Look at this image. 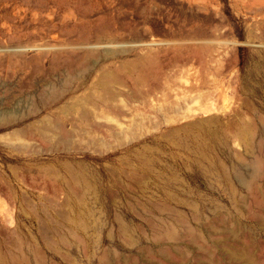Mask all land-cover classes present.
<instances>
[{
  "label": "rangeland",
  "instance_id": "1",
  "mask_svg": "<svg viewBox=\"0 0 264 264\" xmlns=\"http://www.w3.org/2000/svg\"><path fill=\"white\" fill-rule=\"evenodd\" d=\"M53 89L66 94L51 114ZM80 100L97 116L80 118ZM11 114L1 254L23 243L48 264H248L229 253L242 249L264 264V0H0Z\"/></svg>",
  "mask_w": 264,
  "mask_h": 264
},
{
  "label": "bare ground",
  "instance_id": "2",
  "mask_svg": "<svg viewBox=\"0 0 264 264\" xmlns=\"http://www.w3.org/2000/svg\"><path fill=\"white\" fill-rule=\"evenodd\" d=\"M251 1V0H250ZM253 1V0H252ZM247 4V3H246ZM255 4V3H254ZM258 4H260L261 5V3H258ZM200 5H202V4H200ZM205 17V16H204ZM203 17V19H205ZM195 19V18H194ZM198 19H200V18H198ZM198 19H196V20H198ZM209 23V22H208ZM192 25V24H191ZM185 33V32H184ZM217 34V33H216ZM215 34V35H216ZM178 36H180V35H178ZM218 36V35H217ZM176 38V37H175ZM203 38H204V36L201 34V35H196V36H192V37H190V38H188L190 41H194V43L196 42V44H199V43H201L202 41H203ZM186 39H184V38H181V39H177V41H185ZM173 42V41H172ZM208 42V41H207ZM206 42V43H207ZM181 43V42H180ZM216 43V42H215ZM220 43V42H219ZM204 44V43H203ZM91 47V48H90ZM90 47H88V48H90L91 50H94L96 47H93V46H90ZM93 47V48H92ZM84 48V47H83ZM6 52H8V51H6ZM13 52V51H12ZM84 72H80V74H83ZM68 77V76H67ZM72 77V75H69V81L71 82V80L73 81L74 80V78H71ZM104 77H110V76H107V75H105ZM111 78V77H110ZM109 78V79H110ZM101 79H104L102 82L103 83H105V84H107L108 83V81H106V79L105 78H102L101 77ZM108 79V78H107ZM75 80H77V81H86L87 79H80V78H77V79H75ZM83 81H82V83H83ZM66 83H69V82H66ZM72 83V82H71ZM79 85H80V83L78 82V86L76 87V91H74V90H71L70 91V93H77V91H78V87H79ZM96 86V85H95ZM97 87V86H96ZM75 89V88H74ZM111 89H112V87H111ZM109 90V89H108ZM111 92V91H110ZM66 94V92L65 93H59L56 89H53V90H51L50 92L48 91V93H43L42 95H41V102H42V105H43V109L45 110V111H48V112H51L53 109H54V107L56 106V104L58 103V101H60L63 97H64V95ZM106 100V99H105ZM100 101H102V100H100ZM78 102V101H77ZM90 103H85V102H82L81 100L78 102V103H83V108H84V111H83V113L81 114L80 113V111H79V113L81 114V117L80 118H85L86 120H87V118H90V117H92V116H94V115H96L97 116V114L98 113H96V112H98V111H96L97 110V104L98 103H96V101L95 102H91V101H89ZM76 103V102H75ZM102 103H104V102H102ZM87 104H92L93 106H92V108H89L88 106H87ZM75 105H78L77 103L75 104ZM74 104H73V106L71 105V106H69V108H67V109H64L63 108V113L64 114H67L68 112H71L70 111V109H72V111L73 110H75V111H78L77 109H74V107L76 108L77 106H75ZM100 105V104H99ZM112 105V104H111ZM100 107V106H99ZM98 107V108H99ZM106 107V106H105ZM79 109V108H78ZM114 109V108H113ZM119 109H121V108H119ZM81 110V109H80ZM83 110V109H82ZM81 110V111H82ZM100 110H101V108H100ZM118 110V109H117ZM122 110V109H121ZM125 111V110H124ZM60 111H58V112H54V114H57L58 115V113H59ZM38 113V111L35 109V110H31L30 112H29V115H34V114H37ZM75 113V112H74ZM76 113H78V112H76ZM78 113V114H79ZM51 114H52V112H51ZM13 115H15V114H11V115H6V117H2V118H0V126H8L10 123H12V122H14V120L16 119V117L15 116H13ZM73 115V114H72ZM60 116H61V114H60ZM60 116L58 117V118H60ZM71 116V115H70ZM73 117V116H72ZM67 118V117H66ZM70 118V117H69ZM124 119V118H123ZM89 120V119H88ZM119 120V118H117V121ZM113 121H115V120H113ZM71 123V122H70ZM120 123V122H119ZM74 124L75 123H73V125L72 126H74ZM99 124V123H98ZM197 125H199L198 123H196ZM76 125L77 124H75V126H74V128L76 127ZM107 125V124H106ZM110 125V124H109ZM108 125V126H109ZM194 125H195V123H194ZM72 126H71V128H72ZM98 126H101V127H103V125H98ZM104 126H105V124H104ZM119 126H120V124H119ZM118 126V127H119ZM192 126H193V124H192ZM35 127V126H34ZM60 128H61V126H59ZM78 127V126H77ZM117 127V128H118ZM122 127V126H121ZM199 127H202L201 125H199ZM57 128H58V126H57ZM65 128V127H64ZM105 128V127H104ZM195 128V127H194ZM26 129V128H25ZM59 129V128H58ZM58 129L56 130V131H58ZM76 129H78V128H75V130ZM113 129V128H112ZM115 129V128H114ZM119 129V128H118ZM24 130V129H23ZM22 130V131H23ZM74 130V131H75ZM99 130H100V128H99ZM106 130V129H105ZM250 129L249 128H246L245 129V135L246 136H244V137H246L245 139H246V143L247 144H249L250 143V131H249ZM60 132L62 131V129L61 130H59ZM78 131V130H77ZM97 131V130H96ZM244 131V130H243ZM32 132V131H31ZM15 133H17V132H15ZM14 133V134H15ZM29 132H27V134H28ZM62 133V132H61ZM60 133V136L62 137L63 135ZM64 134H66L65 135V137L67 138L68 136H71L72 135V133H71V135H70V133L69 132H63ZM69 133V134H68ZM115 133V132H114ZM119 133V132H118ZM24 134V133H23ZM79 134H81V133H79ZM113 134V133H112ZM122 134V133H121ZM14 136V135H13ZM26 136V135H25ZM29 137L28 138H30V137H32V138H35L34 137V135L33 134H29L28 135ZM79 136V135H78ZM75 137V136H74ZM15 138V137H14ZM17 138V137H16ZM15 138V139H16ZM80 138H81V136H80ZM95 138V137H94ZM8 139V141H10L9 139L10 138H7ZM7 139L6 140H4L5 142H4V144H6V147L7 148H9V149H19L20 147L19 146H14V144L13 143H11V142H8L7 141ZM75 139V138H74ZM3 140V139H2ZM12 140V139H11ZM80 140V139H79ZM14 141V140H13ZM101 142V141H100ZM94 144H95V142H93ZM101 144V143H100ZM264 155V154H263ZM254 159V158H253ZM255 160V159H254ZM251 166V165H250ZM249 166V167H250ZM252 167V166H251ZM250 167V168H251ZM250 168L248 169V170H250ZM252 169V168H251ZM252 173V172H251ZM71 175H72V172H71ZM73 178L72 179H75L76 178V175L75 174H73V176H72ZM76 180H78V177H77V179ZM79 181V180H78ZM245 181V180H244ZM246 182V183H245ZM244 183L242 182V184H244V185H248V183H247V181H245ZM260 182V181H259ZM262 182V181H261ZM247 190V189H246ZM261 194H263V193H261ZM19 196V195H18ZM239 199V198H238ZM239 203V202H238ZM259 205H260V207L263 209V213H261V214H258L257 215V217H258V220H259V222L263 225H261L262 227H264V197H263V199H261L260 200V202H259ZM244 209V208H243ZM155 210V209H154ZM245 210V209H244ZM157 212V211H156ZM216 213V212H215ZM227 213V212H226ZM225 214V213H224ZM228 214V213H227ZM219 215V214H218ZM163 216V215H162ZM228 216V215H227ZM216 217V216H215ZM165 218V217H164ZM166 219V218H165ZM213 220V219H212ZM233 220V219H232ZM249 220V219H248ZM173 221V220H172ZM238 221V220H237ZM80 222H81V220H80ZM205 222V221H204ZM236 223V222H235ZM239 223V222H238ZM175 224H177L176 222H175ZM258 224V223H257ZM206 225V224H205ZM85 226H86V224H85ZM224 226V225H223ZM225 227H226V225H225ZM82 228V227H81ZM166 228V227H165ZM178 228V227H177ZM221 228V227H220ZM227 228V227H226ZM238 228V227H237ZM201 229V228H200ZM204 232V231H203ZM239 232V231H238ZM2 233V232H1ZM180 233V232H179ZM169 236H173V232L172 231H168V233H167ZM214 234V233H213ZM2 235L4 236V234L2 233ZM218 236V235H217ZM233 236V235H232ZM70 237V236H69ZM232 238V237H231ZM230 237L228 238V239H231ZM250 238V237H249ZM2 240V239H1ZM209 241V240H208ZM225 241V240H224ZM232 241V240H231ZM256 241V240H255ZM194 242H196V241H194ZM217 242V241H216ZM221 242V241H220ZM234 242V241H233ZM3 243V242H2ZM162 243H164V242H162ZM168 243V242H167ZM166 243V244H167ZM183 243V242H182ZM193 243V242H192ZM259 243V242H258ZM171 244V243H170ZM179 244V243H178ZM181 244V243H180ZM185 244H187L186 242H185ZM195 244V243H194ZM193 244V245H194ZM223 244V243H222ZM238 244V243H237ZM260 244V243H259ZM173 245V244H172ZM177 245V244H176ZM214 245V244H213ZM212 245V246H213ZM219 245V244H218ZM14 246V245H13ZM180 246V245H179ZM230 246V245H229ZM241 246H242V244H241ZM5 247V246H4ZM12 247V246H11ZM15 247L20 251V253L19 254H13V255H10V256H5V255H3V254H1L0 253V264H48L47 263V261H46V259H45V257H44V255L40 252V250L38 249V247L37 246H32L28 251H29V253H28V251H26V247H24V244L23 243H21L20 245H15ZM171 247V246H170ZM187 247V246H186ZM192 247V246H191ZM200 247V246H199ZM217 247V246H216ZM232 248H234V246H231ZM220 248V247H219ZM236 248V247H235ZM204 249V248H203ZM221 249V248H220ZM246 249V248H245ZM191 250V249H190ZM195 250V252H196V249H194ZM247 250V249H246ZM164 251H166V250H164ZM175 251V250H174ZM173 251V252H174ZM152 252V251H151ZM177 252V251H176ZM176 252H174L175 254H176ZM218 252V251H217ZM160 253H162V252H160ZM194 253V252H193ZM229 253H230V255L231 256H236L237 258H239V259H243V260H246V263L248 262V264H250V263H255V261H254V259L248 254V252L246 253V252H243V250L242 249H238V250H234V249H232V250H230L229 251ZM5 254V253H4ZM145 254V253H144ZM158 254V253H157ZM167 254V253H166ZM199 254H201V253H199ZM254 254H256L255 253V251H254ZM160 255H162V254H160ZM202 255V254H201ZM223 255H226V254H223ZM158 256V255H157ZM166 256H164V258H165ZM118 258V257H117ZM146 258V257H145ZM167 258V257H166ZM191 258V257H190ZM216 258H217V256H216ZM149 259V258H148ZM125 260H127V259H125ZM145 260V259H144ZM165 260V259H164ZM189 260V259H188ZM217 260V259H216ZM223 260V259H222ZM227 260V259H226ZM237 260V259H236ZM155 261V260H154ZM154 261H153V263H154ZM231 261H233V260H231ZM123 262H125V261H122V263ZM172 262V261H171ZM174 262V261H173ZM130 263V262H129ZM128 263V264H129ZM134 263V262H133ZM152 263V262H151ZM196 263V262H195ZM205 263V262H204ZM236 263V262H235ZM102 264H109L108 263V261H106V260H104V259H102ZM140 264V263H139ZM147 264V263H146ZM150 264V263H149ZM157 264V263H156ZM175 264H177V262L175 263ZM187 264V263H186ZM192 264V263H191ZM198 264V263H197ZM208 264H213V263H208ZM229 264V263H228ZM242 264H244L243 262H242Z\"/></svg>",
  "mask_w": 264,
  "mask_h": 264
}]
</instances>
